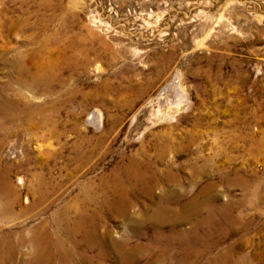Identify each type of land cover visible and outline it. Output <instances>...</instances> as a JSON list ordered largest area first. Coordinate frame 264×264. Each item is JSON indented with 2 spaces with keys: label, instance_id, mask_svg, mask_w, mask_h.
I'll use <instances>...</instances> for the list:
<instances>
[{
  "label": "rangeland",
  "instance_id": "374dc122",
  "mask_svg": "<svg viewBox=\"0 0 264 264\" xmlns=\"http://www.w3.org/2000/svg\"><path fill=\"white\" fill-rule=\"evenodd\" d=\"M12 21L24 29L0 35V83L14 80L13 58L31 70L41 56L63 82L25 92L51 113L58 139L37 128L0 137V173L18 194L0 213V236L50 222L87 188L92 202L80 207L100 215L111 241L142 246L176 235L188 246L197 225V264L226 251L229 264H264V0H0V24ZM130 160L161 178L171 172L176 181L164 187L176 191L173 207L197 197L199 214L139 223L162 183L151 198L129 193L132 222L124 221L103 201V182ZM32 172L53 188L31 208Z\"/></svg>",
  "mask_w": 264,
  "mask_h": 264
},
{
  "label": "bare ground",
  "instance_id": "6f19581e",
  "mask_svg": "<svg viewBox=\"0 0 264 264\" xmlns=\"http://www.w3.org/2000/svg\"><path fill=\"white\" fill-rule=\"evenodd\" d=\"M18 29H24V25L20 22L12 21L7 27L0 24V35L2 32ZM51 41L54 40L49 39L41 45L43 51L49 50ZM12 61L15 70L14 80L0 83L1 139L4 140L18 135L21 131L35 128L38 131H45L46 138L58 139L56 123L52 120L51 113H47L43 106L34 107L25 101V92L41 91L48 94L54 82L62 84L57 64L41 56L36 59L33 68L29 70L20 62V58L15 57ZM181 102L179 97L174 104L178 106ZM25 158L29 162L30 158L27 155ZM170 173L166 172L164 178H161L146 162L130 160L123 171H116L112 174L111 180H104L105 199L103 201L109 209L115 210L119 216L124 218V221L132 222L129 209L133 207V204L129 193L151 198L155 190L163 183L161 186L163 188L158 192L160 200L149 212L141 215L139 223L153 221L158 224H178L185 222L199 214V207L202 204L197 203V197H195L178 208L173 207L176 191L164 187L165 183L170 184L176 181ZM17 181L22 184L23 180L19 178ZM52 188L40 173H33L28 191L37 198V202L32 203L30 207L45 201ZM89 192L87 188L84 189L81 198L76 197L60 212L54 213L50 222L31 227L28 234L20 235L18 239L12 238L9 233L2 234L0 236V264H12L15 260H18L19 264H104L110 255L116 262L118 261L117 264H134L139 255H142V264H197V258L202 252V249H197L194 242L197 239V225L189 231L188 246L178 245L176 241L178 238L174 234L166 241H162L156 235L150 244L142 246H130L129 240L111 241L109 233L101 234L100 215L91 214L85 207V209L80 207V204L93 199ZM109 198L113 200L110 202ZM17 201V191L8 179L7 173H0V213L11 212ZM231 223H234L233 220ZM135 235L140 237L138 233ZM228 254L229 251H226L220 256H214L212 264L218 262L229 264L226 260Z\"/></svg>",
  "mask_w": 264,
  "mask_h": 264
}]
</instances>
